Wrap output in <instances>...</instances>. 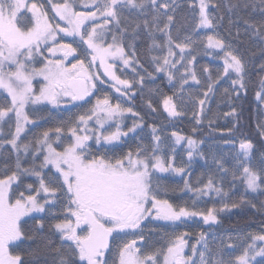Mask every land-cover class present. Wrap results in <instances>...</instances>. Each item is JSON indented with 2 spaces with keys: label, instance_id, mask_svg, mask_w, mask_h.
<instances>
[{
  "label": "snow or ice",
  "instance_id": "1",
  "mask_svg": "<svg viewBox=\"0 0 264 264\" xmlns=\"http://www.w3.org/2000/svg\"><path fill=\"white\" fill-rule=\"evenodd\" d=\"M89 3L94 8L93 11H76L75 4L70 0L51 3L54 17L50 19L43 4H38L35 0H0V89L7 93L4 102L0 104V133L3 132L5 124L11 128L13 118L15 120V131L11 133V139L0 141V147L10 144L17 153L15 171L0 179V264H28L15 249L25 241L34 240L36 233H42L49 221H55L48 226L59 234L60 239V246L52 249L59 256L56 264H197L192 256L185 254L188 245L185 239L187 233L174 234L166 247H158L154 251H146L143 246L137 247L138 241L142 245L147 244L142 221L151 217L154 220L171 222L178 227L189 218L201 217L204 223H215L218 219L217 212L239 205L224 203L219 209L196 211L174 205L163 198L168 195V189L161 188L159 184L153 187V174L157 171L182 174L185 168L175 167L173 160L157 155L161 137L156 135L155 126L152 127L154 143L151 151L149 146L141 144L135 151L129 149L117 154L116 149L123 146L122 138L129 133H136L140 125L134 123L127 131H121V126L117 123L115 131H105L108 121L133 111L130 107L122 108L120 103H111L107 94L103 99L97 98L93 107L76 116L74 120L61 121L60 126L40 133L35 139V144L40 147L32 153L31 167H22L19 153L22 149L28 154L32 142L18 141L22 139V133L26 134V126L35 123L30 119L26 108L44 102L53 107H59L61 103L78 107L74 102L85 101L86 97L95 94L93 90L99 91L98 82L104 83L101 80L102 74L91 70L94 67L103 68V75L111 78V87L117 93L123 89V94L127 95L134 87L133 82L117 75L115 64L117 59L125 66L139 64L134 54L129 55L124 47L123 38L127 28H122L121 24L122 20L127 19L124 16L125 11L147 16L150 9L151 25L145 19L143 26L149 30V35L154 28L166 36L164 45L157 44L155 40L152 43V47L166 46L168 49L166 56L152 57L157 65V72H164L169 67L175 68L176 63L183 61L185 51L196 43L190 36H186L184 42L180 43L173 39L170 26L174 23V15L179 7L175 0H89ZM259 5L261 16L264 17V0H259ZM248 6L244 5L245 8ZM208 7L206 0H199L197 28L211 30L214 27ZM252 8L255 10L256 4ZM55 17L63 21L65 26L53 23ZM161 22L162 28L159 27ZM244 24L246 31L250 29L251 34L264 43V19L259 22L244 20ZM139 27L140 23H136V28ZM61 33L64 35L61 36ZM109 35L111 42H108ZM65 37H71L72 42H63ZM58 38L61 41L59 43ZM206 40L207 47L211 49L223 51L231 47L216 35L209 34ZM50 41L51 46H48ZM173 46L180 52V61L175 63L169 59L176 55ZM44 48L53 57L57 53L61 57L48 59L44 55ZM261 52H264V48H261ZM38 56L43 58L42 66L36 68L32 65ZM69 56L76 62L66 64ZM77 56L83 58L76 59ZM223 59L224 73H235L237 80L232 81V84L244 89L245 63L242 57L229 50L225 52ZM140 67L143 68L142 65ZM260 67L264 70V63ZM133 72H136L135 68ZM189 75L192 80L197 81L195 72H190ZM36 76L43 78L38 94L33 87V78ZM168 78L173 79L171 72L168 73ZM143 80L144 77L141 76V84ZM208 91H212L211 85ZM233 91L239 96L235 87ZM227 92L225 89V93ZM204 95L207 96V93ZM256 97L264 101V78H261V91L256 93ZM199 104L203 106L204 100H200ZM163 106L170 117L179 118L183 115L173 102V96H165ZM200 111L203 112V107ZM235 111L233 108V114ZM193 118L199 122L200 116L194 112ZM93 120L98 127L90 129L88 125ZM107 127L112 125L107 124ZM257 127L262 129L261 136L264 137V124ZM231 131L229 129V133ZM172 136L177 144L187 140V155L191 159L198 150L197 141L177 132H173ZM90 141H94L104 151L94 152ZM225 143L234 145L235 141ZM238 148L235 170L232 172L233 181L239 180L245 185L246 191L264 192V152L261 153L259 164L253 165V142L247 138L241 139ZM36 152L43 155L39 164L35 163L39 158ZM216 163L222 171H228L222 161L217 160ZM27 175L34 176L39 181V186L35 189L32 184L25 186L27 192L35 194L25 195L20 192L13 199V184L19 187L21 176ZM184 187L196 197L192 202L193 209L200 197L209 196L212 191L217 196L222 194V189L215 186L212 177L202 188L191 187L185 179ZM41 193L47 197L43 201L38 199ZM242 202L251 204V201H244L243 198ZM57 207L60 208L59 212L53 210ZM33 213L46 215L37 219ZM29 221L34 223L29 225ZM130 233L136 239L113 247L110 238L115 241L122 234ZM249 235L252 242L234 259L221 258L209 262L205 259V252L200 251L199 264H253L257 256L264 258V246L258 248L256 244L257 240L264 243V234ZM201 241H204V249L208 250L204 233L200 234L197 243ZM51 244L52 241L47 240L45 248ZM191 247L194 256L198 249L195 244ZM38 254V249L31 253L33 259ZM256 264H264V259L256 261Z\"/></svg>",
  "mask_w": 264,
  "mask_h": 264
},
{
  "label": "rangeland",
  "instance_id": "2",
  "mask_svg": "<svg viewBox=\"0 0 264 264\" xmlns=\"http://www.w3.org/2000/svg\"><path fill=\"white\" fill-rule=\"evenodd\" d=\"M70 1L72 2V0ZM87 1L89 0H83L81 3H86ZM35 2H39V1L35 0ZM161 2H164V0H161ZM168 2H171V0H168ZM206 2L208 3V5H210L208 0H206ZM51 3H58V2H54V0H51ZM197 3L199 8V0H175V4L179 5V7H177L176 9V12L183 4L197 5ZM44 5L46 4L44 3ZM90 7H91L90 5L85 6V9H88ZM207 11L209 13L210 18H213L214 27L211 30H209V29L197 28V26H195L194 29L190 32V34L187 35L190 36L193 41H196V43H194L190 49L185 51L183 61H181L180 63H176L175 68L169 67L166 71H164V73L162 72L167 78L169 72L173 74L172 80H169L168 78L167 89L165 87L158 86L151 81H148V78L145 77L144 74L138 69L139 68L138 64L132 63L130 66H125L118 59L115 61L117 75H119L121 79H127L133 82L134 85H137L136 82L138 81V84L140 85L141 83L139 82V80L140 77L143 76L144 77L143 84H146L147 81L150 82L147 83L148 85L146 87H144L143 92L146 95L148 94L150 96L149 99L152 98L159 102L158 110L156 108V112L158 113V115H163V116L168 115L167 111L164 109L163 106V99L165 96H173V102L177 105L178 110L183 113L181 117L175 119L177 120L180 119V121H185L190 124H194L197 120L193 118V113L196 112L201 117L200 109L201 107H203L204 110H206V104H207L206 103L207 101H204L203 106L199 104L200 100L198 99L199 96L198 92H202V90L200 89V87H197L199 86V83H197V81H199L200 79L198 66L201 64V62L204 61L208 64V66L213 67V69H218L220 72H222V70L224 69L223 58L225 52L231 50L235 54L239 55L234 45L230 42H227L223 38L217 25L218 22L217 16L212 10H210V6L208 7ZM49 12H52L50 8H48V15ZM198 14H199V10H198ZM53 23H59V22L56 18H54ZM209 34L218 36L219 38L224 40L226 45H230L231 47L225 48L223 51H220V49L208 48L206 38ZM184 38L182 39L181 42H184ZM108 40H111V38L109 37ZM202 51L206 52V56L200 55L199 52ZM219 51L221 52V54ZM45 52L46 51H44V53ZM174 52L176 53V55L174 57H170L169 59L175 63L176 61H180V52L179 49L175 47H174ZM193 57L195 59H193ZM189 61H191V63H189ZM244 63H245V72H246L248 68V63L245 61ZM133 68L136 69V72H133ZM91 70L93 72L101 73L102 74L101 80H103L104 83L101 84L98 82L99 91L93 90L95 94L89 96L87 101L85 98L86 102L85 101L74 102L75 104L79 105L78 107H73L72 105H67L64 103H61L59 107H53L52 105L44 102L42 104L32 105L26 108V111L28 112L30 119L35 121V123L26 126V134L22 133V139L18 141V143H28L29 141L32 142V147H30L28 154H25L22 149L19 153V155L21 156L22 167H31L33 163L32 153L35 152L38 147H40L35 144V139L40 133H42L44 130L48 128H55L57 126H60L61 121L74 120L76 116L84 114L87 109L93 107L96 103L97 98L103 99L104 95L107 94L111 103L113 104L120 103L122 108L130 107L133 109V111L132 113L125 112L121 117L114 119L113 121H108L107 124H111L112 127L109 128L107 127L106 124L104 129L105 131H115L116 130L115 125L117 123L120 124L121 131H127L129 128L133 126L134 123L140 125V127L137 128L136 133H129L127 137L122 138L123 146L116 149L117 154L122 152H127L129 149L135 151V149L141 144L149 146V151H151V146L154 143L152 140V127L155 126L157 128L156 135H159L161 137L160 151L157 152V155L162 156L166 160H173L175 167L185 168V172L182 174H177L172 171L155 172L152 177L153 187H156V185L159 184L162 188L163 181L164 180L167 181L170 178L179 179L177 180L179 182L185 181L187 173L190 170V167L193 166L194 164L192 162L193 157H200L199 164L200 163L203 164V169H206L208 171V174H210V176L218 175L220 179H228V180L232 179V172L235 170V156L239 150L236 144L234 145L232 143L226 144L225 141H211V140H205L203 142L197 141L198 151H199L197 152L203 153V155H198L196 154L197 153L196 152L194 153L195 155H193V157L189 159L187 155V151H188L187 140H182L179 144H177L175 142V138L172 136L173 132H177L183 136V134H185L183 129H181L177 125H170V124L157 123V122H156L157 124L154 122L148 125L147 122L145 123V118L143 117V115L140 114L138 108L133 105L131 100V98L135 96L137 93L136 87H133L132 90L127 95L123 94V89L120 93H117L115 89L111 87L112 84L111 78L106 75H103L104 73L103 68L94 67V69ZM190 72H195L197 81L191 79L189 75ZM245 78H246V73L244 76V82H245ZM185 80L187 81V83H183V81ZM234 80H237V76L235 73H231V72L229 74L224 73V77L219 79V83L224 82L225 84H228V88L231 91H233L234 87L235 88L239 87L238 85L229 84L232 83V81ZM6 97H7V93L4 92L2 89H0V104L4 102V99ZM11 124H12L11 128H9L7 124L3 126V132L0 133V141L11 139V133L15 131L14 118ZM88 127L90 129H95L98 127V125H96L95 121L93 120L92 122L89 123ZM53 139H55L54 136ZM61 139H64V137H62ZM89 143L90 146L93 148L94 152H97V150H99V152L104 151V149L96 145L94 141H90ZM36 155L39 158L35 161V163L39 164L43 160V155L40 154L39 152H36ZM16 157H17V153L12 149L10 144H4L3 147H0V179L5 178V176L10 175L12 171H15ZM260 157L261 154L258 156H253V165L259 164ZM217 160L223 162L224 167L228 169L227 172L222 171L218 167L216 163ZM5 165H7V168H5ZM28 184H32L33 188L35 189L39 186V181L37 180L36 177L31 175L21 176V183L19 187H17L15 183L13 184V192H14L13 199H15L20 192H24L25 195L35 194L34 192L29 193L25 190V186ZM213 193L214 191L210 192L209 196L200 197L197 200L196 205L200 204L201 207L203 208L207 200L204 197H208V200H210L211 198H213V200L219 198L218 196H215ZM189 195L194 196L192 192H190ZM46 198L47 197H45L43 193H41L40 196L38 197V199H40L41 201H43ZM194 199H196L195 196L194 198H192L191 202H193ZM53 210L59 212L60 208L57 207L56 209ZM32 215H35L37 218L46 215V213H40V214L33 213ZM145 221L146 222L144 223V226L142 228L145 234L147 235V242H149L150 244H154L149 249L150 251L155 250V248L158 247H166L168 240L171 239L174 234L187 233L185 239L187 240L188 245L185 248V252L186 255L192 256V258L197 262V264H199V260H200L199 257L200 251L205 252V259L206 261L209 262L221 258L225 260L234 259L235 256L241 254L243 248L247 244L252 242L251 236L249 234L251 235L264 234V228L262 229L248 228L244 230L241 229V231L223 229L219 231V230H214L213 228H209V229L203 228V225L200 222L192 225L190 224L189 226L187 222H185L184 224L176 227L167 221L154 220L151 217L147 218ZM201 233L205 234V240L208 243V250L204 249V241L197 243ZM131 236H133L131 233L128 235H121L113 242V247H115L117 244H121L129 241V238ZM193 244H195L198 249L197 254L194 256L192 255V247H191ZM256 244L258 248L260 246H264V243L258 240L256 241ZM262 259L264 258H261L259 256L256 257V261H261ZM256 261H254L253 264H256Z\"/></svg>",
  "mask_w": 264,
  "mask_h": 264
},
{
  "label": "trees",
  "instance_id": "3",
  "mask_svg": "<svg viewBox=\"0 0 264 264\" xmlns=\"http://www.w3.org/2000/svg\"><path fill=\"white\" fill-rule=\"evenodd\" d=\"M54 2L62 3L63 0H54ZM208 2L210 10L217 16L218 28L223 38L227 42L232 43L238 54L248 63V68L245 72V88H236L239 96H237L236 91H231L228 88V84L224 82L219 83V79L224 77V71L220 72L218 69L208 66L203 61V58H205L203 57V62L198 66L200 79L199 86L197 87H200L202 90V92H198V99L207 101V104L206 110L203 108V112L200 111L201 117L199 122L196 121L194 124H190L168 115H158L156 108L158 110L159 102L152 98V100L149 99L150 96L148 94L147 96L143 92V89L148 85L147 83H150L148 81L167 89L168 78L163 74L164 72H157L155 70L157 65L152 60V57L166 56L168 49L166 46L152 47L153 40L159 45H164L167 38L164 33L155 31L154 28L152 29V34L149 35V30L143 26L142 22L145 19L149 20L151 25V10L149 9L147 16L141 15L138 12L130 14L125 11L124 16L127 19L122 20L121 24L122 28H127V32L123 38L127 52L130 55L134 54L135 60L139 61V70L148 78L146 84L142 83L139 85L137 81V85H134L137 88V93L131 98L132 103L138 108L140 114L145 118V123L147 122L148 125L154 122L177 125L184 130L185 135L183 134V136L191 137L199 142L205 140H234L235 144L239 146L240 140L247 138L255 145L253 156H258L264 152V137L261 136L262 129L257 127L260 124H264V103L256 97V93L261 91V78H264V70L260 67L264 63V52H261V48H264V43H261L258 37L253 36L250 29L245 30L246 25L244 24V20L259 22L261 19H264L259 11V0H208ZM245 4L249 6L245 8ZM253 4H256L255 10L252 8ZM198 10V3L197 5L183 4L174 15V23L170 26V31L177 43H180L197 26L199 19ZM136 23H140L139 28H136ZM159 27H163V22L160 23ZM237 30H239V35H237ZM199 53L201 56H206L205 51ZM209 85L212 87V91L210 92L208 91ZM225 89L228 90L227 93H225ZM205 93H207V96L204 95ZM149 104L151 105L150 108ZM233 108L236 110L235 114L232 112ZM229 129L232 130L231 133H229ZM198 152L196 154L200 155ZM199 159L200 157H193L192 162L194 164L190 167L186 179L191 187L202 188L210 177L214 178L215 186L222 189V194L218 196L219 198L208 200V197H204L207 199L205 206L202 208L198 204L193 209L191 201L194 196L189 195L191 191L184 187V181L179 182L177 181L179 179L176 178L163 181L162 188L168 189V195L164 198L174 205L188 207L196 211L201 208V210L208 208L219 209L224 203H228L229 205L237 203L238 207L216 213L218 217L217 222H211V228L214 230L221 231L226 228L239 229L240 227L248 229L255 228L258 225L264 226V192L260 190H257L255 193L250 190L246 191L245 185L239 180L234 182L233 179H220L218 175L210 176L208 171L203 169V164H199ZM223 193H227L228 195L224 196ZM213 194L217 196L215 192ZM242 198L244 201H251V204H255L256 206L252 207L251 204L242 202ZM40 218L37 217V219ZM54 222L49 221L46 223L43 232L36 233L34 240L25 241L15 249V252H19L28 264H56V261H58V254L52 249L60 246L59 234L48 226L49 223ZM33 223V221H29V225ZM29 234L32 233L30 232ZM49 239L52 241V244L48 248H45V244ZM36 249L39 250V254L33 259L31 253Z\"/></svg>",
  "mask_w": 264,
  "mask_h": 264
},
{
  "label": "crops",
  "instance_id": "4",
  "mask_svg": "<svg viewBox=\"0 0 264 264\" xmlns=\"http://www.w3.org/2000/svg\"><path fill=\"white\" fill-rule=\"evenodd\" d=\"M71 2V1H70ZM74 4H75V10L76 11H93L94 10V8H92V7H90V8H88V9H86V10H84V8H85V6H89L90 5V3H88L89 1H87L86 3H79L78 1H72ZM38 4H40L39 2H37ZM63 3V2H62ZM41 4H43V3H41ZM51 9V11L54 13V11L52 10V7L50 8ZM58 18V17H57ZM58 20H59V18H58ZM60 21V20H59ZM60 22H62V23H64L63 21H60ZM60 35H64L63 33H61ZM111 38V36L109 35L108 36V38ZM66 38H69V39H71L72 40V38L71 37H66ZM108 41H110L111 42V40H108ZM59 42H61L60 40H59V38H58V40H57V43H59ZM65 43H67V42H65ZM48 46H51V41L49 42V45ZM43 51H46L45 53H44V55L48 58V59H58V58H60L61 57V54L60 53H57V55L55 56V57H53L50 53H48L47 52V50H46V48H44L43 49ZM42 57H37L36 58V60L33 62V67H36V68H39V67H41L42 66V63H41V61H42ZM76 59H81L79 56H77L76 57ZM76 61L72 58V56H69L68 57V59L65 61V63L66 64H71V63H75ZM97 64H98V62H97ZM43 83V78L42 77H40V76H36V77H34L33 78V87H34V89L37 91V94H38V89H39V87H40V85Z\"/></svg>",
  "mask_w": 264,
  "mask_h": 264
},
{
  "label": "flooded vegetation",
  "instance_id": "5",
  "mask_svg": "<svg viewBox=\"0 0 264 264\" xmlns=\"http://www.w3.org/2000/svg\"><path fill=\"white\" fill-rule=\"evenodd\" d=\"M89 97H86V100L88 99ZM190 219V218H189ZM188 219V220H189ZM146 221H142V227L144 226V223H145ZM169 223H171V222H169ZM205 225H211V222H209V223H205ZM123 235V234H122ZM132 237H134V238H136V236H131L130 238H129V241L130 240H132V239H134V238H132ZM110 242L113 244V242L114 241H111V238H110ZM154 244H150L149 242H147V244H143L142 245V242H140V241H138L137 242V247H144V249L146 250V251H150L149 249L151 248V246H153ZM152 251H154V250H152ZM185 254H186V252H185Z\"/></svg>",
  "mask_w": 264,
  "mask_h": 264
},
{
  "label": "bare ground",
  "instance_id": "6",
  "mask_svg": "<svg viewBox=\"0 0 264 264\" xmlns=\"http://www.w3.org/2000/svg\"><path fill=\"white\" fill-rule=\"evenodd\" d=\"M255 228H264V226L263 225H258ZM228 229L229 230H239V231H241V229L244 230L245 228L244 227H240L239 229H237V228H228Z\"/></svg>",
  "mask_w": 264,
  "mask_h": 264
}]
</instances>
